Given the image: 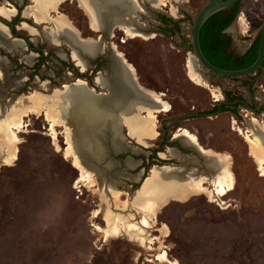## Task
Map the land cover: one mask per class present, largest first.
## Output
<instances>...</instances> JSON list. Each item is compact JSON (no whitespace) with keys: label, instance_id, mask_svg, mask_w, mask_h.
Segmentation results:
<instances>
[{"label":"rangeland","instance_id":"rangeland-1","mask_svg":"<svg viewBox=\"0 0 264 264\" xmlns=\"http://www.w3.org/2000/svg\"><path fill=\"white\" fill-rule=\"evenodd\" d=\"M23 1L0 0V10L15 9L3 19L11 22L17 9L21 17L14 30L20 38L0 21V264H264V144L258 143V163L247 143L255 139L253 124L264 130V68L254 79L226 78L198 64L191 25L209 0H133L132 6L121 9L106 1L95 13L101 26L112 27L107 34L89 30L74 0H65L41 23L30 18L32 0L21 6ZM59 12L81 37L98 38L102 51L90 57L80 50L84 60H74L70 44L49 42L45 32L57 30L53 18ZM122 13L125 20L118 22ZM159 14L180 21V31L163 30L170 25L162 24ZM129 18L133 23H126ZM263 22L264 0H240L235 20L224 30L227 52L235 58L243 54ZM22 37L47 57L37 71L33 69L39 53ZM111 45L134 67L142 98L132 86L116 81ZM95 60L98 70L92 73ZM189 63L195 64L200 82L191 79ZM76 71L86 74L78 77L86 81L82 85L99 94L90 100L107 111L104 93L110 91L117 111L89 124L83 96L67 92L81 86ZM149 90L157 96H148ZM226 91L262 108L254 112L238 107L237 117L230 112L192 116L224 101ZM114 112L119 122L113 121ZM71 119L75 126L84 121L89 144L71 129ZM142 121L156 131L155 138L146 139L148 144L138 137ZM63 129L66 132L60 133ZM183 129L203 148L230 156L231 165L220 163L214 169L181 140ZM168 148L179 156L168 154ZM154 166L166 168L175 178L193 177L197 189H208L212 196L197 191L183 201L167 199L151 214L146 204L132 201ZM228 169L231 173H225ZM227 175L233 178L231 189L222 184ZM77 180L84 186L75 187ZM115 209L122 210L118 223L112 219Z\"/></svg>","mask_w":264,"mask_h":264},{"label":"bare ground","instance_id":"bare-ground-1","mask_svg":"<svg viewBox=\"0 0 264 264\" xmlns=\"http://www.w3.org/2000/svg\"><path fill=\"white\" fill-rule=\"evenodd\" d=\"M144 1H150V0H144ZM152 1H156V0H152ZM46 2L51 4L53 2H56V0H35V5H33V6L37 11V12L34 11L37 13V17H41L39 12L41 11V9H43V6H44L43 4H45ZM79 2L81 4V6L84 8L85 15L88 16V18H89L91 27H96V26L100 25L101 22L97 16V14L95 13V10L97 9V6H98V3H97L98 0H90L88 2H86L85 0H79ZM132 2H134V1L133 0H127V1H125L124 5H128V7L132 6V4H133ZM116 5H119V4H116ZM12 11H13V8L2 9V10H0V16H2L4 18H8L10 15H12ZM123 12H125V11L123 10ZM126 15H127V13H126ZM42 19L43 18H41V20ZM38 20H39V18H38ZM54 20L56 23V28H57L58 33L67 34L71 38L74 37V33H75L74 31H76L77 29L75 30V26L72 24L71 20L65 14L59 12L58 14H56ZM124 20H125L124 14L122 13V17L120 18V21H118V22H124ZM126 23L127 24L133 23V20L131 18H129L126 21ZM100 30L111 31L112 27L107 28V27L102 26ZM135 31H137V30H135ZM17 41H19V39H17ZM19 42H21V41H19ZM84 45H85L86 51L91 53L93 56L100 53L102 50V43L99 39H96V37L95 38H88L85 41ZM110 53H111V57H112V60L114 63L113 73L115 75L114 77L116 78V81L121 82V83H127L129 86H132L134 91H135L136 96L138 98H142L143 97L142 94L144 92L139 90L138 81L136 79L134 67L126 60L125 56L123 55V52L118 50V48H116L114 45L110 46ZM79 58L83 59L82 56L81 57L75 56V58H73V59L78 60ZM188 70H189L191 79L195 82H200L199 78L195 74V64L194 63L188 64ZM76 81H78L79 85H82L84 82H86L85 80H82V79H76ZM97 81L99 84L102 83V79H97ZM116 91L117 90H115L114 93ZM119 93H121V92H119ZM146 94H148V96H150L152 98L157 96L156 92H154L153 90H149V92L148 93L146 92ZM33 95H35V93ZM122 96H124V94ZM42 102H43V100H42ZM144 107L147 108V106H145V105H144ZM145 108H144V110H145ZM163 108H165V106H163ZM158 109H160V108H158ZM166 109H167V107H166ZM147 110H148V108H147ZM45 118L50 120V122L52 124V120L49 119L47 115H45ZM142 122H143V126H142V129H141L138 137H139V140L141 142H143L144 144H148L147 138H149V139L155 138L156 131H155L153 125L149 126V123L147 121H142ZM252 126H253L252 129L254 131V135H255L254 138L255 139L248 138L247 143H248L249 155L252 156L255 159V161L260 163V160H261V153L260 152L261 151H259V150H261L262 148L259 149L258 143L260 142V143L264 144V130H262L258 124H253ZM65 132H66V130L63 129L60 133H65ZM182 133H183V135L181 136V140L185 141L189 146H191L195 150H197L202 156L206 157L207 163L209 165H211L214 169L218 168L220 166V163H222L223 165H225L227 167H229L231 165L232 161H231L230 156H227L226 154L221 153V152H217L211 148H203L197 142L196 137L194 135H190L184 129L182 130ZM5 134H6V132H5ZM190 136H192L193 139H191ZM11 137H12V135H11ZM56 146H57V144H56ZM262 147L264 148V146H262ZM16 148H17V146L15 143L14 147L12 149V153H11L12 157L15 156ZM65 151L67 152L68 149H66ZM167 153L170 155H173V156H179V154L175 148H168ZM159 154L161 156L164 155V153H159ZM174 171H176V170L174 169ZM225 173H231V172L229 170V172H225ZM229 175H227V177H225L223 179V182H222L224 187L227 186V189H231L232 182H233L232 181L233 178H231L232 175H231V177ZM76 184L77 185H75V187H77V188L80 186H84L82 184L81 180H77ZM197 191H198V193L204 194L208 197L212 196L211 192L208 189H202V190L197 189L196 180L193 177L183 176L180 178H175V177L171 176V173L169 171H167L166 168L160 167V166H154L150 175L147 178H144L142 180L139 188L136 191V194L134 196L132 203L134 205L146 204V208L151 212V214H153L160 207L161 203L166 201L167 199H178V200L183 201L186 198H188L189 195L194 194ZM109 194H110V196L116 197V194H114V193L113 194L109 193ZM195 194H197V193H195ZM109 200H110V198H109ZM116 211L117 212H115L113 214L112 219L115 223H118V222L123 220L122 216H120V214L122 213V210L117 209ZM126 211H128V210H126ZM124 213H125V211H124ZM155 221H156V219H155Z\"/></svg>","mask_w":264,"mask_h":264},{"label":"trees","instance_id":"trees-1","mask_svg":"<svg viewBox=\"0 0 264 264\" xmlns=\"http://www.w3.org/2000/svg\"><path fill=\"white\" fill-rule=\"evenodd\" d=\"M26 1L24 0L22 5H26ZM239 3L240 0L235 2L233 5L230 7L217 12L216 14L212 15L209 17L205 23L203 24L201 30H200V45L202 48V51L205 55V57L215 66L221 67V68H226V69H239L246 67L250 65L256 55H257V50H258V40H259V35L253 41L251 46L239 57L235 58L231 54L227 52V45L229 42V37L228 35L224 32L226 28L230 26V24L235 20L238 11H239ZM78 7V6H77ZM18 13L17 15L12 19L11 22H5L6 25L10 28L11 35L13 37H19V35H16L14 32L15 26L17 25L18 22H20V9H17ZM86 17V16H85ZM157 19L162 23V24H167L170 25L169 27H166L165 31H170V32H179L180 27H179V22L180 21H174L170 17H167L165 15H157ZM89 28V26H88ZM24 39L26 45H28L29 49L33 51H37L39 53L37 63L35 64L34 71L38 70V67L40 63H44L47 60V57L42 54V51L40 48L33 47L32 43L29 41L28 38L22 37ZM95 63V68L92 71L96 72L98 70V64L97 60L94 61ZM76 65V64H75ZM77 66V65H76ZM262 66L264 68V61L262 63ZM80 69V68H79ZM81 71V70H80ZM84 72V71H82ZM261 73V70H257L254 74H252V79H254L256 76H258ZM76 78H82L85 77V73H79L76 71ZM78 78V79H79ZM83 80V79H82ZM247 90L249 94H252L251 87L253 86V82H248L247 83ZM224 101L219 102L215 104L213 107L206 111L198 112V113H193L192 116H210V115H216L218 113H223V112H230L233 116L237 117L238 115V107H244L249 109L250 111H256L260 109H255L256 104L254 102L248 104L245 100L244 97L242 96H233L232 93L230 92H224ZM157 152V151H156ZM155 150L151 155H154ZM144 177V176H143ZM146 177V176H145ZM144 177V178H145ZM140 181V184L142 180ZM137 186V185H136ZM139 186H137V189Z\"/></svg>","mask_w":264,"mask_h":264},{"label":"crops","instance_id":"crops-1","mask_svg":"<svg viewBox=\"0 0 264 264\" xmlns=\"http://www.w3.org/2000/svg\"><path fill=\"white\" fill-rule=\"evenodd\" d=\"M64 1L65 0H56V2H53L51 4L46 2L45 4H43L44 5L43 9H41V11L39 12L41 17H37V13H36L37 11L33 6V5H35V0H32V4L30 6H28V8L30 9V10L28 9L30 11V18H33L35 20V22H37V23H41L44 21L43 19L41 20V18H45L49 12L55 13L56 8H58L59 5H61V3H63ZM74 1L77 3L78 8L85 15L84 8L81 6L79 0H74ZM85 1L88 2L90 0H85ZM106 1L110 2V4H111V2L114 3L116 7L121 9V7L124 5L125 1H127V0H113V1L112 0H99L98 7L102 8L104 6V4H106ZM116 4H119V5H116ZM34 11H36V12H34ZM14 12H15V9H13L12 15L14 14ZM55 16H56V14H55ZM55 16H54V18H55ZM38 18H39V20H38ZM54 18H53V20H54ZM86 18H87V23H89L88 26H89L90 31H92V32L102 31V30H100L102 27L101 25H98L96 27H91L88 16H86ZM55 28H56V25H55ZM76 29L77 28L75 27V30ZM74 32H75L74 37L71 38L67 34L57 33V30L54 29V30H51L50 32H45L46 33L45 38L47 40H49V42H51L52 44H55V45H58L60 42L70 44L73 48L72 54H71L72 58H75V56L81 57V55H79L80 50L83 51L85 53V55L93 57V55L91 53L86 51L85 45H84L85 41L88 38H92V37H89V36H87L85 38L81 37L80 31L78 29ZM101 33L107 34L108 32L103 31ZM17 39H19V38H17ZM96 39H98V38H96ZM20 40L21 39H19V41ZM102 49H103V46H102ZM102 76H103L105 82H110L109 80H107V78L104 77L103 74H102ZM94 81H95V79H94ZM97 85H99V84H97ZM99 86L108 87L106 84L105 85H99ZM77 91H78V95L81 94L83 96L82 100L81 99L80 100L86 102V103H84V105L86 106L85 109L88 110V112H89V116H90L89 124H91V120L98 121V120H102L103 118H106V117L108 118L112 115V112L115 111V109L117 111V107H116L117 105L115 103L116 96L113 93H111L110 91H109V93L108 92L104 93L106 95L105 101L109 105L108 109H106L107 111H104L101 108V106L99 104H97L95 101L90 100L92 98H93V100L99 98L98 97L99 94H96V96H94L92 94V89H90L88 86H86V83L84 85H81L80 87H72V88L69 87L67 92L68 93H76ZM67 92H64V94L66 95ZM111 99H114V101L113 100L111 101ZM118 111H122V109L119 107ZM114 114H115V112L113 113V121L115 120V122H119L120 118L118 119L117 117L114 116ZM67 116L70 118L69 114H67ZM69 122H70L69 126L71 127V129L76 130L79 133V136L82 137L81 140L86 141L87 144H89L90 140L92 141V139L90 137V133H89L88 128L86 127L84 121L82 123L77 124L76 126L73 124V119L69 120ZM116 125H119L120 127L122 126L121 123H116ZM122 128H123V126H122ZM91 152L95 156L99 155L97 149L96 150L93 149Z\"/></svg>","mask_w":264,"mask_h":264},{"label":"water","instance_id":"water-1","mask_svg":"<svg viewBox=\"0 0 264 264\" xmlns=\"http://www.w3.org/2000/svg\"><path fill=\"white\" fill-rule=\"evenodd\" d=\"M238 0H209L207 1L196 13L192 25H191V46L193 50V55L197 59L198 64L206 70L207 72L217 75L219 77L226 78H241L248 75L254 74L257 70H263L262 63L264 61V22L259 33L258 40V50L254 61L243 68L239 69H226L215 66L212 64L204 55L201 45H200V30L205 23V21L222 11L231 5H233ZM0 21L7 22L0 16Z\"/></svg>","mask_w":264,"mask_h":264},{"label":"flooded vegetation","instance_id":"flooded-vegetation-1","mask_svg":"<svg viewBox=\"0 0 264 264\" xmlns=\"http://www.w3.org/2000/svg\"><path fill=\"white\" fill-rule=\"evenodd\" d=\"M9 30H10V28H9ZM252 43H253V42H252ZM252 43H251V44H252ZM251 44H250V46H251ZM261 71H262V70H261ZM245 109H247V108H245Z\"/></svg>","mask_w":264,"mask_h":264}]
</instances>
